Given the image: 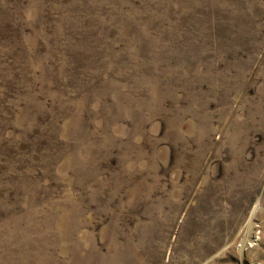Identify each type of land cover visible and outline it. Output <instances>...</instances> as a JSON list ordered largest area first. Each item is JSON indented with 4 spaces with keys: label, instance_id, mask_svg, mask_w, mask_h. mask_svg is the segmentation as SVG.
<instances>
[{
    "label": "rangeland",
    "instance_id": "1",
    "mask_svg": "<svg viewBox=\"0 0 264 264\" xmlns=\"http://www.w3.org/2000/svg\"><path fill=\"white\" fill-rule=\"evenodd\" d=\"M0 264H264V0H0Z\"/></svg>",
    "mask_w": 264,
    "mask_h": 264
},
{
    "label": "bare ground",
    "instance_id": "2",
    "mask_svg": "<svg viewBox=\"0 0 264 264\" xmlns=\"http://www.w3.org/2000/svg\"><path fill=\"white\" fill-rule=\"evenodd\" d=\"M257 209V208H256ZM256 209H255V211H256Z\"/></svg>",
    "mask_w": 264,
    "mask_h": 264
}]
</instances>
